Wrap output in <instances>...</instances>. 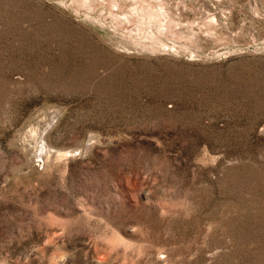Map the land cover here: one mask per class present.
Wrapping results in <instances>:
<instances>
[{"label": "rangeland", "instance_id": "374dc122", "mask_svg": "<svg viewBox=\"0 0 264 264\" xmlns=\"http://www.w3.org/2000/svg\"><path fill=\"white\" fill-rule=\"evenodd\" d=\"M0 264H264V0H0Z\"/></svg>", "mask_w": 264, "mask_h": 264}]
</instances>
